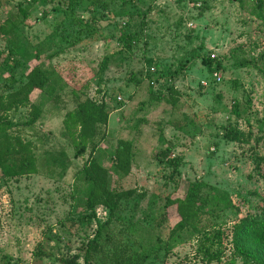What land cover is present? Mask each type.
Wrapping results in <instances>:
<instances>
[{
  "label": "rangeland",
  "instance_id": "1",
  "mask_svg": "<svg viewBox=\"0 0 264 264\" xmlns=\"http://www.w3.org/2000/svg\"><path fill=\"white\" fill-rule=\"evenodd\" d=\"M73 1L71 17L64 12L67 0H0V23L6 16L14 22L16 34L7 37L15 50L24 48L15 55L18 64L12 75L18 78L40 63L70 84L86 82L81 97L102 101L108 110L104 138L92 153L107 168L116 138L133 140L130 172L119 178L109 172L108 184L134 187L145 196L123 201L105 232L145 254L143 264H228V250L219 262L204 261L196 250L198 237L188 230L169 238L176 213L169 206L161 220L160 206L164 195L180 196L187 181L201 179L226 191L232 203L216 217L204 214L201 224L206 229L214 223L230 226L245 212L264 209V0ZM18 6L26 8L24 17ZM147 7L138 39L122 54H112L118 42L106 38H83L66 48L88 29L80 21L93 16L103 35H117L114 27L122 22L137 30ZM8 38L0 36V60L10 46ZM35 49L38 60L31 59ZM53 52L58 53L47 60ZM210 53L219 62L217 78L200 63ZM105 54L104 69L98 71ZM150 66L153 72H147ZM171 71L176 72L171 82L179 92L175 107L151 98ZM7 74L0 68L1 94ZM55 93L31 96L40 106L33 124H22L26 107L5 112L16 146L33 147L37 172L5 178L0 186V264H64L59 259L78 253L93 233L94 219L105 217L96 205L95 218L85 219L82 185L74 177L88 148L73 156L61 126L73 98L65 87ZM171 122L184 124L186 131L175 130ZM226 126L235 132L234 140L222 136ZM161 141L172 144L169 157H180L176 188L167 179L171 166L152 155L163 149ZM164 245L169 250L163 255ZM74 264H83L81 257ZM233 264H240L239 258Z\"/></svg>",
  "mask_w": 264,
  "mask_h": 264
},
{
  "label": "trees",
  "instance_id": "2",
  "mask_svg": "<svg viewBox=\"0 0 264 264\" xmlns=\"http://www.w3.org/2000/svg\"><path fill=\"white\" fill-rule=\"evenodd\" d=\"M32 1L35 2L36 0ZM257 1L260 3V0ZM92 4L94 5L95 1ZM74 5L75 1L67 0L64 10L66 15L72 17ZM148 8L142 13L137 30L124 26L126 24L122 22L123 24L120 28L114 27L117 35L115 33L103 35L100 29L97 30L98 25L93 23V16L89 17L88 20L78 21L79 26L88 27V29L85 30L83 37L72 39L67 43L66 48L71 49L79 41L81 42L82 40L80 39L83 38L86 40L100 39L101 41L105 38L109 40L115 39L118 42V46L111 53L120 55L124 51L129 50L138 39L139 30L142 29L141 25L144 23L143 16L148 12ZM17 10L23 17L26 15L25 7L18 6ZM15 29L16 25L14 22L6 16L0 23V36L8 38L7 36L16 34ZM8 39L11 40L7 41L10 46H6V54L0 60V68L8 72L6 90H4L3 94L0 93V186L5 178L30 175L37 172L33 147L26 149L22 148L23 145L20 147L16 146V142L13 140L15 136L9 133V128L13 123L5 112L19 107H26L27 119L22 124H33L40 114V106L33 102L31 96L40 93L50 96L52 92L55 96V90L57 91L63 87L67 88L73 98V106L65 110L62 115V130L73 148L74 157L82 155L88 148L86 157L76 169L74 177L82 185L80 189L83 194V198H81L82 206L83 210L87 211L85 219L89 222L90 219L95 218L94 208L96 205L103 208L105 217L101 221L94 219L95 228L93 233L91 237L86 238L81 243L78 253L72 254L68 259L60 258L59 260L64 264H74L75 260L81 257L83 264H143L145 254L133 250L127 241L113 238L112 235L105 232V228L116 218L123 201L130 198L139 200L145 196L143 192H138L134 187L121 188L109 186L108 184L109 172L116 178L127 175L130 172L131 160L134 154L133 140L123 137L116 138L110 152V166L107 168L101 163L100 159H96L92 155L95 148L104 138L105 131L103 126L108 119V110L105 104L89 97H81L80 90L85 88L86 82L77 86L73 85L77 84L75 82L70 84L68 81L63 80L60 75L54 73L52 69L50 74L47 73L40 63L27 67L18 78L13 76L12 71L18 64V59L15 55L19 56L24 48L18 46L17 48L19 49L15 50L12 44L13 40L11 37ZM58 52L50 53L45 57L48 60ZM31 54V59L38 60L40 54L37 49ZM261 56L263 55L259 54L257 57ZM106 58L107 55L105 54L100 59L98 71L104 69ZM120 58L123 59L122 56ZM146 62H149V60H146ZM200 63L209 71L215 70L219 65L217 58H210L208 54L200 57ZM147 72L153 71H149L148 67ZM175 75V71L168 72L166 78L162 79L159 89H156V95L154 97L151 96V98L162 100L167 105L175 107L179 97V92L171 82ZM129 80L135 84L138 83V80L133 76H130ZM162 86L165 87L163 92ZM164 92L166 94H163ZM171 127L175 128V130L186 131L184 124L173 125L171 122ZM223 129L222 136L224 138L235 139V132L229 126ZM161 142L164 144L163 149L153 152L152 155L157 158L158 162L165 161L171 166L167 179L176 188L179 175L175 174L181 164L180 157H169L168 154L172 144ZM75 189L78 190L77 188ZM169 206L173 207L177 219L169 228L168 237H177L182 230L194 233L198 237L196 250L200 251V257L204 261L219 262L224 251L228 250V264H233L235 257L239 258L240 264H264V209L254 212L247 211L233 221L230 226L221 227L214 223L206 229L201 224L202 216L207 214V216L216 217L219 210L231 207L232 203L226 191L201 179L187 181L180 196L171 197L169 194L164 195L160 206L162 210L161 220L165 218V211ZM161 220L158 222L160 223ZM158 222H156V225L159 224ZM168 250L169 247L164 245L163 255Z\"/></svg>",
  "mask_w": 264,
  "mask_h": 264
},
{
  "label": "built area",
  "instance_id": "3",
  "mask_svg": "<svg viewBox=\"0 0 264 264\" xmlns=\"http://www.w3.org/2000/svg\"><path fill=\"white\" fill-rule=\"evenodd\" d=\"M26 1H28V0H26ZM209 56H210V58H213V57H214V54H213V53H210ZM149 70H150V71H153V67L150 66V67H149ZM211 75H212L213 78L216 77V72H215V70H212V71H211ZM216 78H217V77H216ZM199 82H200V84H202V85H205V84H206V82H205L204 80H200ZM118 98H119V97H118ZM103 212H104V211H103ZM18 264H21V263H18Z\"/></svg>",
  "mask_w": 264,
  "mask_h": 264
}]
</instances>
